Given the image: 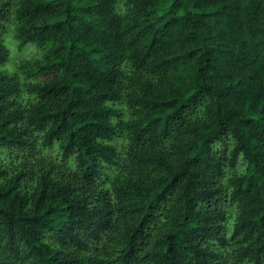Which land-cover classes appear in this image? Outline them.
I'll list each match as a JSON object with an SVG mask.
<instances>
[{"label": "trees", "instance_id": "obj_1", "mask_svg": "<svg viewBox=\"0 0 264 264\" xmlns=\"http://www.w3.org/2000/svg\"><path fill=\"white\" fill-rule=\"evenodd\" d=\"M0 264H264V0H0Z\"/></svg>", "mask_w": 264, "mask_h": 264}, {"label": "rangeland", "instance_id": "obj_2", "mask_svg": "<svg viewBox=\"0 0 264 264\" xmlns=\"http://www.w3.org/2000/svg\"><path fill=\"white\" fill-rule=\"evenodd\" d=\"M12 34L13 30H9L6 36V44L9 49V61L5 64V67L9 69H15V67L17 68V64L21 59L39 55V50L30 46L25 47L22 50H18L16 40L14 39Z\"/></svg>", "mask_w": 264, "mask_h": 264}]
</instances>
